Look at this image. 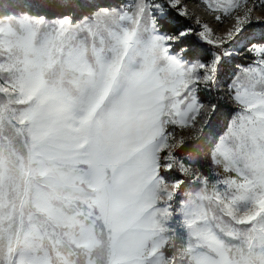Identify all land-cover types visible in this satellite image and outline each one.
I'll use <instances>...</instances> for the list:
<instances>
[{
	"label": "snow or ice",
	"instance_id": "6c2138e0",
	"mask_svg": "<svg viewBox=\"0 0 264 264\" xmlns=\"http://www.w3.org/2000/svg\"><path fill=\"white\" fill-rule=\"evenodd\" d=\"M199 8L0 0V264H264V0Z\"/></svg>",
	"mask_w": 264,
	"mask_h": 264
},
{
	"label": "trees",
	"instance_id": "16d2710c",
	"mask_svg": "<svg viewBox=\"0 0 264 264\" xmlns=\"http://www.w3.org/2000/svg\"><path fill=\"white\" fill-rule=\"evenodd\" d=\"M194 154L200 163H204L203 153L200 151V142H190L184 149L183 155Z\"/></svg>",
	"mask_w": 264,
	"mask_h": 264
},
{
	"label": "rangeland",
	"instance_id": "374dc122",
	"mask_svg": "<svg viewBox=\"0 0 264 264\" xmlns=\"http://www.w3.org/2000/svg\"><path fill=\"white\" fill-rule=\"evenodd\" d=\"M189 3H190V6H191L192 8H194V9L200 11L201 14H203V9H202V8L197 9V5L200 3V0H189ZM186 156H193V157H195L197 163H199V164H201V165L204 164V163H200V162L197 160V158H196V156H195L194 154H187Z\"/></svg>",
	"mask_w": 264,
	"mask_h": 264
}]
</instances>
